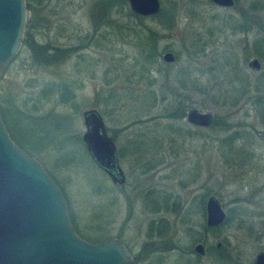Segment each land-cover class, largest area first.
Here are the masks:
<instances>
[{
	"label": "rangeland",
	"instance_id": "1",
	"mask_svg": "<svg viewBox=\"0 0 264 264\" xmlns=\"http://www.w3.org/2000/svg\"><path fill=\"white\" fill-rule=\"evenodd\" d=\"M106 1L45 0L36 17V39L77 51L65 64L48 68L32 65L21 47L0 71V105L14 106L24 122L45 115L61 126L57 131L48 125L47 131L62 141V150L51 147L34 158L70 201L78 235L102 242L119 239L137 264H196L195 254L164 252L170 244L192 249L202 244L200 264H252L264 252V59L254 52L259 40L264 50V0H235L229 9L209 0H161L162 8L175 12L171 30L158 19L139 25L116 0L108 2L112 16L107 26L106 7L98 17L90 14L95 3ZM136 28L160 52L153 85L149 74L141 77L131 67L139 52ZM167 52L176 58L173 63L163 62ZM253 59L260 63L258 71L248 67ZM60 77L75 94L67 103L49 94ZM190 80L197 88L184 87L192 85ZM147 90L155 92V100L141 98ZM36 95L45 97L37 113L31 109ZM181 103L210 113L212 124L196 128L186 117L169 118ZM90 109L101 114L114 138L125 176L122 186L91 161L82 142V113ZM234 132L241 138L234 140ZM210 196L229 221L204 233L201 207ZM160 219L168 225L162 235L150 229ZM187 230L203 233L201 241L193 243ZM224 254L227 262L219 261Z\"/></svg>",
	"mask_w": 264,
	"mask_h": 264
},
{
	"label": "water",
	"instance_id": "2",
	"mask_svg": "<svg viewBox=\"0 0 264 264\" xmlns=\"http://www.w3.org/2000/svg\"><path fill=\"white\" fill-rule=\"evenodd\" d=\"M229 9L235 0H210ZM137 16H156L161 0H128ZM27 8L25 0H0V71L18 56L22 47ZM164 63L175 61L172 53L162 56ZM248 67L258 71L257 59ZM212 115L190 109L186 121L198 128L212 124ZM85 132L82 142L92 162L113 184L125 183L115 142L108 135L101 114L90 109L82 113ZM205 225L221 226L226 214L220 202L208 197ZM193 252L205 254L197 244ZM0 264H137L126 246L116 238L92 244L81 239L72 225L62 191L34 157L22 151L9 137L0 114ZM252 264H264V252Z\"/></svg>",
	"mask_w": 264,
	"mask_h": 264
},
{
	"label": "trees",
	"instance_id": "3",
	"mask_svg": "<svg viewBox=\"0 0 264 264\" xmlns=\"http://www.w3.org/2000/svg\"><path fill=\"white\" fill-rule=\"evenodd\" d=\"M109 1L110 0L103 2V3L102 2L95 3L90 9L91 16L96 15V17H98V16H100L97 14L98 11H101L104 9V7H106L105 15L107 16V22L104 24H106L107 26H110L108 24V19L110 16H112L111 15L112 11L110 10L111 3H108ZM116 1L119 4V6H121L123 9H125V13L123 12L124 15L129 19L136 20L137 22H139V25H143V22L146 19H148V18L137 16L134 13H132L130 11V9H128L129 7H127V4H128L127 1L128 0H116ZM25 2H26V8H27L28 15H27V21H26L24 36H23V40H22V47H23V49H25L29 52L30 59L32 61V65H34L35 62H38V63L40 62V63L47 65V67L49 68V67H54V66H59V65L65 64L67 59L71 57L73 50L77 51L76 48L61 47V46L53 45L52 43H48V42L41 44L35 37V29H36V24H37L36 23V17H37V13L41 9L40 7L44 4L45 0H25ZM260 11L263 12V17H262L263 23L261 20L260 26H261V30H264V6H261ZM149 18L150 19H158L159 22H161L163 29L171 30L175 27V12L173 11V8L166 10L165 8L161 7L160 12L156 16L149 17ZM132 32L134 33L133 39L138 41L137 46L139 47V52H138V56L136 58H134L133 63L131 64V67H132V69L138 71V73L141 74V77L146 76L145 75L146 73L149 74V78L151 80L150 84L153 85L154 80L151 78V73H152V69H153L154 65L157 64L156 61L160 57V52H158V49H156L154 46H151L150 42L146 38L147 36L143 32L138 31L137 28L134 29ZM150 36H151V32H150ZM261 44H262V41H260V40L255 43L254 52L256 53V55L259 58L264 59V50L262 49ZM202 51H203V49H202ZM194 81L195 80H192V81L190 80V82H192L191 86H188L185 83H183V85H184V87L187 86L188 88H193V87L197 88V84ZM256 89H259V87H256ZM49 91H50V93H49L50 95L57 94L59 96V101L62 103H67V102L71 101L75 96V94L73 92V88L71 87V85L68 84L67 81H65L62 77H60V80L58 82H56L55 84L52 85V87L50 88ZM113 97H114V95H113ZM141 98H144V99L147 98L148 100L150 98L153 101V100H155V92H153L152 90H150V91L147 90L145 93L142 94ZM31 100L33 101V107L31 109L32 110L34 109L37 113L39 110L38 107H40L39 103L41 102L42 104H44L43 102L45 101V97L43 95L42 96L36 95V97L33 96L31 98ZM178 100H174L173 102L176 103ZM3 102L5 103L6 101H3ZM119 103L120 102L117 100V101H115L114 105L119 106ZM1 105H2V103H1ZM1 105H0V114L2 116V120L4 122V125H5L7 132L9 134V137L16 144V146H18L22 151H24L25 153H27L30 156L37 158L38 155L42 151L49 150V149H51V147H55L57 152L62 150L61 149V142L62 141L61 142L56 141L55 137H52L51 134L47 131L48 125H52L58 131L61 126H58L57 123L52 124L51 122H48L47 116H45V115L30 117V118L26 117V118H24V120H26V122H24L22 117L19 116V118H17V116L15 115L17 112L16 108L14 106H12V104H9L12 106V109L4 108ZM178 107H180V109L173 107L174 109H177L175 111H177L178 113L173 112L171 115H169V118H171L173 120H175V119L181 120L185 117L186 112L188 110V105H184L183 103H181V105H178ZM13 115H14V118H13ZM36 115H39V114H36ZM27 120H29V121H27ZM228 129L229 128L226 127V130H228ZM179 131H182V130L180 128H178L177 132H179ZM49 136H51V137H49ZM233 137H235L234 140L241 138L240 134L236 133V132L233 133ZM111 138L114 141V138L113 137H111ZM64 154H65V152H63L59 156L60 159H62ZM54 182L56 183V185L60 188V190L63 193V190L58 185V183L55 180H54ZM207 195L208 194H205L204 197ZM64 198L66 199V202L68 205V213H69L70 221H71L72 225L74 226L75 230L78 231V228L75 227L76 225H74V216L72 214H70V207H69L70 201L67 200L65 195H64ZM201 208L203 209V213H204L205 207L203 206ZM228 221L229 220L226 217V220L222 225H227ZM163 222H164V220L160 219L158 222L159 225L156 226L157 222L152 221L150 229L155 230V231L157 230L158 234L161 233V235H162L163 231L168 227V225L164 224ZM164 227H165V229H164ZM220 227L221 226L216 227V228H208V227H206V225L201 226L204 233L214 232V231L218 230L217 228H220ZM187 232L190 235L193 243L200 242L202 239L201 237H203V233H201V232H197L196 233L197 236H195L194 233H191V230H187ZM79 237L81 239L85 240L86 242L93 243V244H98V243L102 242L99 238L91 239V238H86V237L80 236V235H79ZM227 244H229V246H230L229 242ZM191 246L192 245H189L187 247H181L179 244H170L168 246H164L165 248L163 250H164V252L176 250V251H179L181 253H185L187 255L195 254L193 252V249ZM237 256H238V254L236 253V260H239V258H238L239 256L238 257ZM218 257H219V255H218ZM228 258H229V256L224 254V255L220 256V258H218V260L222 261V262H227ZM133 259L136 263H139V260L136 257L133 256ZM194 261L196 264H200V262H201L200 257L198 255H196Z\"/></svg>",
	"mask_w": 264,
	"mask_h": 264
},
{
	"label": "flooded vegetation",
	"instance_id": "4",
	"mask_svg": "<svg viewBox=\"0 0 264 264\" xmlns=\"http://www.w3.org/2000/svg\"><path fill=\"white\" fill-rule=\"evenodd\" d=\"M163 56V55H162ZM192 126V125H191ZM193 127H195V126H193ZM196 128H198V127H196ZM118 158H119V152H118ZM117 185V184H116ZM120 186H122V185H120ZM208 199V198H207ZM207 201V200H206ZM205 206H206V202H205Z\"/></svg>",
	"mask_w": 264,
	"mask_h": 264
},
{
	"label": "bare ground",
	"instance_id": "5",
	"mask_svg": "<svg viewBox=\"0 0 264 264\" xmlns=\"http://www.w3.org/2000/svg\"><path fill=\"white\" fill-rule=\"evenodd\" d=\"M133 256V255H132Z\"/></svg>",
	"mask_w": 264,
	"mask_h": 264
}]
</instances>
